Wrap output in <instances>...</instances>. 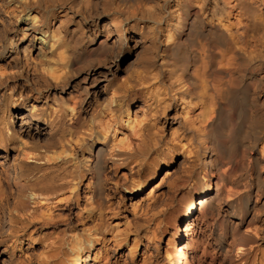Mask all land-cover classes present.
Wrapping results in <instances>:
<instances>
[{"label": "bare ground", "instance_id": "1", "mask_svg": "<svg viewBox=\"0 0 264 264\" xmlns=\"http://www.w3.org/2000/svg\"><path fill=\"white\" fill-rule=\"evenodd\" d=\"M2 9L21 25L0 40V264L32 263L17 253L32 228L51 230L40 237L38 264H107V250L91 258L97 242L107 249L112 239L156 236L162 220L154 215L147 225L112 220L122 203L116 194L142 192L151 156L154 167L173 165L176 142L204 165L203 175L181 178L193 189L180 224L197 198L216 216L210 168L222 187L228 166L241 171L232 213L239 203L247 215L264 208V0H0ZM30 35L40 40L38 57L29 56ZM129 48L140 56L123 80L115 74ZM73 76L82 77L76 92ZM172 120L180 128L167 139L161 127ZM76 206L73 223L66 214ZM178 240L173 232L170 241ZM243 242L230 264H264V249Z\"/></svg>", "mask_w": 264, "mask_h": 264}, {"label": "rangeland", "instance_id": "2", "mask_svg": "<svg viewBox=\"0 0 264 264\" xmlns=\"http://www.w3.org/2000/svg\"><path fill=\"white\" fill-rule=\"evenodd\" d=\"M0 15L4 18V22H0V40H4L8 36H12L13 29H20L21 22L12 16H8L3 9L2 11L0 10ZM31 38L32 35L26 38L28 39L26 43L29 44V49L31 51L29 52V56L32 57L33 55L38 57V52L35 51V47L36 44L39 46L40 40L37 43V41L31 40ZM133 50L134 49L129 48L127 51H124L120 59V69L115 75L123 80L128 79L133 73L132 71L138 66L140 53L139 50H134L135 52ZM115 68L116 65L113 66L108 74L110 77L113 76L112 72H114ZM80 78L82 77L73 76L70 78L69 86H71V90L76 92V85ZM103 84L104 82L101 81L98 84V89H101L100 86ZM3 95L4 90L0 89V100L3 99ZM172 111L174 112V110ZM13 112H15V110H13ZM158 115L161 121V118H163L161 116L162 114L159 113ZM167 123L169 124L163 126L164 128L161 127V130L165 138L168 139L171 137L170 135L173 128L177 126L178 129L180 126L178 127L179 124L177 120H172ZM173 145L176 157L173 165L170 163H163L157 167L152 166V161L155 157H158L157 154L154 153L149 160V165L143 168V175H150L147 176V184L142 192L133 194L125 188L116 194L117 200H120L122 203L119 209L120 214L115 216L112 220H123L125 217H129L134 223L137 221L139 224L147 225V218L149 215H154L153 217H159L162 220L159 225L160 229L157 233L155 232L157 235H152L151 238L149 236H143L146 230H148L150 234L152 231H155V225L153 224L152 226L150 225L148 229L141 231V236H143V238L139 244L135 243L134 235L129 237L127 243L122 242L121 245H118L115 240L112 239L107 249L104 247V243L99 241L96 243V249L94 251L92 250L91 258H93L97 252L100 255H106L107 250V264H142L144 259L151 264H230L231 257H236L234 254L236 245L243 241L247 248L249 247L248 245L254 242L258 248L261 247L259 250L260 253H262L261 251L264 249V208L255 207L256 210L261 208V211H256L254 209L252 214L248 215L246 214L245 205L242 203L237 204L234 213L229 209V201L233 198H229L232 196L231 188H234L232 186L233 182H235L241 174V171L236 167L233 168V166H228L229 172H227V178L231 181L227 187H222L221 176L216 168H210V171H213L212 174H210L209 171L207 172V178H211L213 183L214 190L211 195L217 207L216 216L209 214L208 209H203L202 204H200V198H197L192 217L181 224L179 223L180 208L186 201L189 192L193 189V185L190 181H183L181 178L189 175H203L204 165L202 154L195 153V150L191 153L187 152L185 150L187 146L183 149L179 142L173 143ZM215 157L216 156L213 154L212 157L208 158V162L211 163ZM157 159L161 161V157ZM167 169H169L173 175L169 177L166 183L156 188L155 183L162 179ZM124 173V169H120L116 174L118 177H121ZM87 182L88 181H86L81 188L82 201H85L87 197ZM113 192L114 190H112V193ZM113 195L115 194L113 193ZM256 195L257 193H253V201L255 202H253V204L257 203ZM259 203L260 201H258V204ZM76 207L66 214L67 217L71 216L70 218L73 223L79 222L77 215L79 209L78 206ZM254 214H257L258 218L251 217ZM250 219H252L253 222ZM254 224H256L257 228ZM254 227L258 232L257 236L252 234L256 231ZM50 231V229L42 230L36 228L29 230L33 238L29 237L28 234L24 242L17 245L18 255H24L31 259V264H38L39 254L43 251L41 245L42 239H40V237L43 236V233H48ZM177 231L179 240L175 242V245L170 240L173 232ZM219 233L223 234V237H221ZM254 243L253 246H255ZM250 255L252 256L253 254L251 253L249 256Z\"/></svg>", "mask_w": 264, "mask_h": 264}]
</instances>
